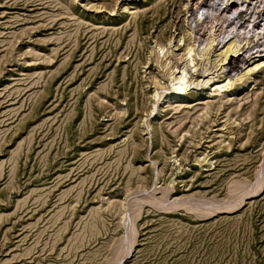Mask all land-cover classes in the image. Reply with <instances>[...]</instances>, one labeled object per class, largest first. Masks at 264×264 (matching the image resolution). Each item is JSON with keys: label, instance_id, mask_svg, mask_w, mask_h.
Masks as SVG:
<instances>
[{"label": "rangeland", "instance_id": "1", "mask_svg": "<svg viewBox=\"0 0 264 264\" xmlns=\"http://www.w3.org/2000/svg\"><path fill=\"white\" fill-rule=\"evenodd\" d=\"M211 31L244 75L264 0H0V264H264V67L156 96Z\"/></svg>", "mask_w": 264, "mask_h": 264}, {"label": "bare ground", "instance_id": "2", "mask_svg": "<svg viewBox=\"0 0 264 264\" xmlns=\"http://www.w3.org/2000/svg\"><path fill=\"white\" fill-rule=\"evenodd\" d=\"M213 4V3H212ZM221 4V3H220ZM241 8V7H240ZM205 8H203V12L205 11L204 10ZM233 9V8H232ZM130 10H131V8H127V12H130ZM202 12V11H201ZM200 12V13H201ZM203 12H202V16H203ZM199 13V14H200ZM199 14H197L196 15V18H195V20L198 22V20H200V19H202L201 17H199L200 15ZM205 16V15H204ZM215 19V18H214ZM230 19V18H229ZM237 25V24H236ZM244 27V26H243ZM245 28V27H244ZM234 29H235V26H234ZM229 30V29H228ZM232 31V30H231ZM239 32V31H238ZM211 33V39L210 40H208L209 42H208V44L207 43H205V44H207V45H205L204 47H202L201 48V50L199 51V52H197V55H198V57L199 58H202V60L204 59V61H206L207 59H209L210 58V54L212 53V51L213 52H215V51H217V54L215 55V54H213V55H215L216 56V59H215V64H218V69L216 68V70L215 71H213V70H210V69H203L202 70V72H200L201 74H200V76H201V79H199L198 80V82L197 83H195V82H193V81H190L189 80V74L186 72V70L183 68V69H175L176 70V72H173L172 73V80H171V84H170V86L168 87V88H166L164 91H162V92H160V93H158L157 92V94H156V96H157V100H158V102H161L162 100L164 101V99L165 98H169L170 100H176V99H179L182 95H184V94H186V92L188 91V90H190V89H192L193 87L195 88H198L199 86L201 87L202 86V88H209V87H213V86H215V88H214V90H213V88L212 89H210V91L211 90H213V91H219V92H223V91H227V90H229L230 88H232V86L235 84V82L237 81V80H241L242 78H243V76L246 74V78H247V76H251V74L256 70V69H259L260 67H264V60H262L256 67H254V68H251V69H248L247 71H246V73L244 74V75H239L238 77L237 76H235V74L234 75H231V73L230 72H228V70H229V64L231 63V60L234 58V59H237L239 56H240V54H241V51L243 52V39L242 40H240V38L239 39H233V40H231L230 42H228V44H224V43H226V42H224L223 40H224V38H223V44H224V46H221V49H219V52H218V49H217V47L216 46H218L219 44H221V43H217V45L215 46V42L217 41L216 40V38L217 37H214L213 35V32L211 31L210 32ZM228 33V32H227ZM241 34V33H240ZM232 35V34H231ZM237 35V34H236ZM235 36V35H234ZM222 37V36H221ZM233 37V36H232ZM231 37V38H232ZM237 37V36H236ZM235 37V38H236ZM220 38V37H219ZM230 38V37H229ZM238 38V37H237ZM245 38H247V37H245ZM227 39L228 38H226V40L225 41H227ZM216 40V41H215ZM220 40V39H219ZM218 40V41H219ZM247 40H249V38L247 39ZM250 41V40H249ZM243 43V44H242ZM248 41H247V45H248ZM247 45L246 46H244L245 48L247 47ZM199 47V46H198ZM244 48V49H245ZM177 49V48H176ZM195 48L194 47H189V49H188V51H187V57H186V59H187V61L191 64H193V66H192V70H194L195 69V67H196V64H194V61H195V59L197 58V56H196V58H195ZM212 55V56H213ZM258 56H261V55H256L255 57H250V60H252V59H254V58H256V57H258ZM264 56V55H263ZM198 58V59H199ZM264 58V57H263ZM208 61H210V60H208ZM257 61H259V60H257ZM247 62V61H246ZM254 62V61H253ZM255 62H256V60H255ZM209 63V62H208ZM207 63V64H208ZM189 64V65H190ZM202 64V63H201ZM217 65H215V67H216ZM198 67V66H197ZM214 67V68H215ZM259 67V68H258ZM177 70H179L178 72H177ZM221 70V71H220ZM211 72V73H207V72ZM213 71V72H212ZM220 72V73H219ZM216 73H217V75H216ZM221 75V76H220ZM237 75V74H236ZM216 77H219V79H217V80H215V78ZM237 77V78H236ZM194 85V86H193ZM193 86V87H192ZM166 99V100H167ZM154 114H155V111H154ZM259 182V181H258ZM238 186H239V184H237ZM242 185V184H241ZM258 186H259V184H257ZM258 186H256V187H258ZM240 187V186H239ZM237 188V187H235V190L233 191V192H235V194L237 193V192H239V193H242V197H241V199H240V202H239V205H241L242 203H243V198L244 197H247V196H252V195H255L256 194V191H258V190H256V188H255V190L253 189H251V188H242V189H240V188ZM237 188V189H236ZM254 188V187H253ZM245 189H247V190H245ZM260 190V189H259ZM241 196V195H240ZM200 201H202V200H200ZM137 203V207H140V204H139V202H140V200L139 201H136ZM211 202V201H210ZM209 203V201H207V199H206V202L205 201H202V203H200V204H197V206L196 207H193L194 205L192 204V201H191V204H192V206L191 205H189L190 207H193V208H204V207H207V204ZM188 204H190V203H188ZM195 204V203H194ZM235 204V203H234ZM155 205V204H154ZM179 205V204H178ZM222 205V204H221ZM236 205V204H235ZM136 205H134V207H135ZM209 206V205H208ZM230 205H228V207L226 208L227 210L228 209H232V208H230L229 207ZM232 206V205H231ZM137 207H135V208H137ZM165 207V206H164ZM190 207H188V208H190ZM236 207V206H235ZM234 207V208H235ZM237 207H239V206H237ZM171 208V207H170ZM192 209V208H191ZM216 209V208H215ZM135 211V210H134ZM136 211H137V209H136ZM131 222V221H130ZM130 224V226H131V223H129ZM126 225H128V224H126ZM132 234V235H131ZM130 234V237L129 238H132L133 239V233H131ZM129 235V234H128ZM128 241H129V239H128ZM132 242V241H131ZM130 242V243H131ZM129 243V242H128ZM133 243V242H132ZM131 245H127V244H125L124 245V248H123V254H122V258L125 256V255H127L129 252H130V249H131V247H130ZM132 252V251H131ZM121 258V259H122ZM120 259V260H121ZM119 260V261H120Z\"/></svg>", "mask_w": 264, "mask_h": 264}]
</instances>
